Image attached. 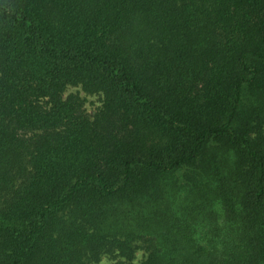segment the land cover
Segmentation results:
<instances>
[{"label": "trees", "instance_id": "obj_1", "mask_svg": "<svg viewBox=\"0 0 264 264\" xmlns=\"http://www.w3.org/2000/svg\"><path fill=\"white\" fill-rule=\"evenodd\" d=\"M137 249L264 264V0H0V264Z\"/></svg>", "mask_w": 264, "mask_h": 264}, {"label": "rangeland", "instance_id": "obj_2", "mask_svg": "<svg viewBox=\"0 0 264 264\" xmlns=\"http://www.w3.org/2000/svg\"><path fill=\"white\" fill-rule=\"evenodd\" d=\"M68 95H77L83 101L84 108L88 113L89 117L93 118L95 114L100 110L102 105V98L99 95H87L83 93L79 88H68L65 93V96ZM144 257V251L137 249L134 252L133 259L130 260L132 264H138ZM113 260L108 255H103L98 263L94 264H111Z\"/></svg>", "mask_w": 264, "mask_h": 264}]
</instances>
